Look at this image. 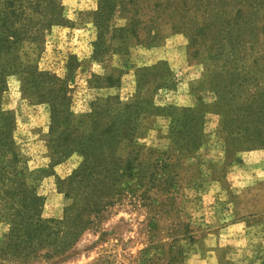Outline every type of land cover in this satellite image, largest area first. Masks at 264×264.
Instances as JSON below:
<instances>
[{"label":"rangeland","instance_id":"rangeland-1","mask_svg":"<svg viewBox=\"0 0 264 264\" xmlns=\"http://www.w3.org/2000/svg\"><path fill=\"white\" fill-rule=\"evenodd\" d=\"M0 264H264V0H0Z\"/></svg>","mask_w":264,"mask_h":264}]
</instances>
